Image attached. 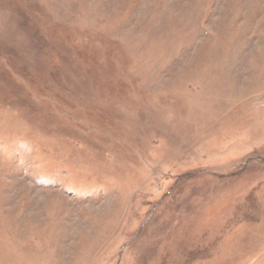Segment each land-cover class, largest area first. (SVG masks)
<instances>
[{
  "label": "rangeland",
  "instance_id": "obj_1",
  "mask_svg": "<svg viewBox=\"0 0 264 264\" xmlns=\"http://www.w3.org/2000/svg\"><path fill=\"white\" fill-rule=\"evenodd\" d=\"M0 264H264V0H0Z\"/></svg>",
  "mask_w": 264,
  "mask_h": 264
}]
</instances>
